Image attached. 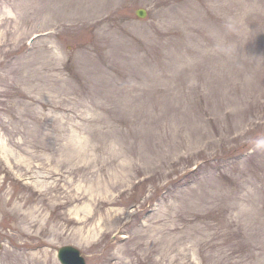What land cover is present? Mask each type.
I'll return each mask as SVG.
<instances>
[{
  "label": "rangeland",
  "instance_id": "374dc122",
  "mask_svg": "<svg viewBox=\"0 0 264 264\" xmlns=\"http://www.w3.org/2000/svg\"><path fill=\"white\" fill-rule=\"evenodd\" d=\"M65 245L264 264V0H0V264Z\"/></svg>",
  "mask_w": 264,
  "mask_h": 264
},
{
  "label": "water",
  "instance_id": "95a60500",
  "mask_svg": "<svg viewBox=\"0 0 264 264\" xmlns=\"http://www.w3.org/2000/svg\"><path fill=\"white\" fill-rule=\"evenodd\" d=\"M136 14L140 18H143L146 15V10L144 8H140L136 11ZM58 258L62 264H87L81 251L72 245L60 247L58 249Z\"/></svg>",
  "mask_w": 264,
  "mask_h": 264
}]
</instances>
